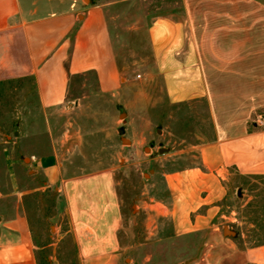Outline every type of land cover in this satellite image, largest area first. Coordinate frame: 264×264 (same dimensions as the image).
I'll use <instances>...</instances> for the list:
<instances>
[{
    "label": "crops",
    "instance_id": "crops-1",
    "mask_svg": "<svg viewBox=\"0 0 264 264\" xmlns=\"http://www.w3.org/2000/svg\"><path fill=\"white\" fill-rule=\"evenodd\" d=\"M190 2L184 0L182 20L167 17L152 28L157 65L175 68L166 74L171 97L186 99L192 88L177 85L187 80L179 75L183 67L197 66L200 95L210 101L264 99V43L255 42L254 27H247L245 43L235 13L195 17ZM113 5L0 0V84L30 79L45 114L63 106L67 111L71 80L87 73L95 74L100 93L113 94L123 80L110 26ZM244 114L245 108L236 105L230 117H216L215 139L195 147L200 164L168 174L169 198L163 210H155L169 220L174 237L205 231L201 254H125L123 207L113 171L75 170L58 142L49 153L35 155V170L46 178L44 189L55 193V217L66 220L67 229L60 232L58 226L57 233L60 239L69 237L73 264H264V244L241 249L216 222L233 176L264 177V128H250ZM45 248L36 241L21 196L0 211V264H40L38 254Z\"/></svg>",
    "mask_w": 264,
    "mask_h": 264
},
{
    "label": "rangeland",
    "instance_id": "rangeland-1",
    "mask_svg": "<svg viewBox=\"0 0 264 264\" xmlns=\"http://www.w3.org/2000/svg\"><path fill=\"white\" fill-rule=\"evenodd\" d=\"M96 1L114 4L110 26L120 87L102 94L95 74L77 76L65 106L71 107L45 114L30 79L0 84V211L21 196L36 241L46 246L39 251L40 264H73L69 237L63 240L57 233L58 226L60 232L67 229L66 220L55 217L54 190L44 189L46 178L33 164L35 155L49 153L58 142L75 170L113 171L123 207L125 254H201L205 231L174 237L169 220L156 214L169 198L167 176L200 164L195 147L215 139L216 117H230L236 105L245 108L241 117L249 118L250 128H264V99L210 101L200 95L197 66H185L179 76L187 80L177 85L192 89L185 100H174L166 74L175 68L157 65L152 28L167 17L182 20L184 0ZM188 10L195 17L233 12L245 43L249 25L255 42L264 43V0H191ZM222 206L216 222L233 232L226 236L241 249L264 244V177L233 176Z\"/></svg>",
    "mask_w": 264,
    "mask_h": 264
},
{
    "label": "water",
    "instance_id": "water-1",
    "mask_svg": "<svg viewBox=\"0 0 264 264\" xmlns=\"http://www.w3.org/2000/svg\"><path fill=\"white\" fill-rule=\"evenodd\" d=\"M123 114H124V112L122 111L121 115H123ZM119 132H120V133H123L124 130H123V129H120ZM225 232H231V231H229V230L227 229V227H226V228H225ZM231 233H233V232H231Z\"/></svg>",
    "mask_w": 264,
    "mask_h": 264
}]
</instances>
